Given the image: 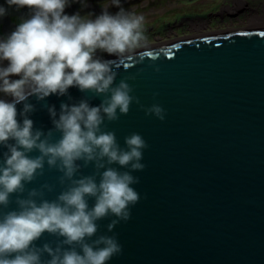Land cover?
I'll list each match as a JSON object with an SVG mask.
<instances>
[{
    "label": "water",
    "instance_id": "95a60500",
    "mask_svg": "<svg viewBox=\"0 0 264 264\" xmlns=\"http://www.w3.org/2000/svg\"><path fill=\"white\" fill-rule=\"evenodd\" d=\"M0 6L7 9L0 17L7 36L17 27L11 17L24 20L31 12L9 7L7 0ZM69 10L66 15H75ZM231 33L167 43L160 51L114 63L116 84L136 77L128 83L140 105L133 103L128 115L107 128L122 147L136 132L149 148L142 161L146 170L133 173L140 178L134 187L141 199L131 220L114 232L107 230L114 217L98 222L97 236L116 234L123 245V255L109 264H264V27ZM69 95L71 100L29 98L36 109L29 117L34 127L53 128L45 105L59 112L62 103L87 98L98 106L102 100L75 87ZM154 103L166 110L164 122L141 109ZM17 108L22 112L23 104ZM93 171L89 167L84 174ZM59 175L46 167L27 187L56 185L46 193L55 199ZM44 243L55 246L56 237L45 234L37 244Z\"/></svg>",
    "mask_w": 264,
    "mask_h": 264
},
{
    "label": "clouds",
    "instance_id": "9594fccd",
    "mask_svg": "<svg viewBox=\"0 0 264 264\" xmlns=\"http://www.w3.org/2000/svg\"><path fill=\"white\" fill-rule=\"evenodd\" d=\"M7 4L31 12L0 39V94L11 98H0V149H5L0 152V264H109L123 255V245L116 234L97 236L98 222L114 217L107 225L108 232H114L121 222L131 220V209L141 199L134 187L140 178L133 173L146 170L142 161L149 145L133 132L122 147L116 133L108 130L107 123L128 115L140 99L128 83L136 77L116 84L114 62L97 52L123 61L145 46L144 17L126 11L120 0H111L120 8L118 13L110 14L105 7L94 19L66 15L70 0ZM6 15L7 9L0 6V17ZM72 87L102 97L101 103L93 106L85 98L62 103L59 112L45 105L53 128H35L29 117L36 109L29 98L43 102L57 95L71 100ZM141 109L161 122L166 119L158 103ZM46 167L60 173L61 191L51 200L46 193L54 192L56 185L27 187L45 175ZM89 167L94 171L85 175ZM13 203L16 207L5 211ZM45 234L56 237L55 246H38Z\"/></svg>",
    "mask_w": 264,
    "mask_h": 264
},
{
    "label": "flooded vegetation",
    "instance_id": "af4514ba",
    "mask_svg": "<svg viewBox=\"0 0 264 264\" xmlns=\"http://www.w3.org/2000/svg\"><path fill=\"white\" fill-rule=\"evenodd\" d=\"M120 2L126 11L144 17V30L147 36V44L136 49L133 54L124 57L123 60L160 51L163 47H167L163 46L167 43L203 35L225 34L222 32L226 29L225 26L242 25V21L245 22L246 20L249 24L253 18L264 16V0H223L217 6L218 10H211V12L203 13L201 16H197L192 8L184 14L178 12L180 9L174 11L176 7L174 5L177 4L178 0H120ZM76 3H79V6L74 8ZM68 7H70V13H78L82 18L90 17L92 19L102 14L105 7L113 15L120 11V8L111 5V0H70ZM193 7L196 10L198 5H193ZM11 20L15 25H18L22 18L19 15H14ZM262 22L264 20L260 23ZM3 29L4 26L0 23V39L7 36ZM244 29L247 28L244 27ZM245 31L247 30L240 32ZM97 56L114 63L121 61L117 56L108 55L105 52L98 51ZM6 64L7 62H4V66ZM17 78L19 77H13V79ZM0 98L11 99L3 96V94H0Z\"/></svg>",
    "mask_w": 264,
    "mask_h": 264
},
{
    "label": "rangeland",
    "instance_id": "374dc122",
    "mask_svg": "<svg viewBox=\"0 0 264 264\" xmlns=\"http://www.w3.org/2000/svg\"><path fill=\"white\" fill-rule=\"evenodd\" d=\"M222 1L223 0H178L177 4L174 5V6H176L174 8V11L177 9H180V11H178V12L184 14L190 8H192L195 11V14H197V16H201V15H203V13L211 12V10H214V9L218 10L217 6H219ZM193 5H195V6L198 5V7H196V10L193 7ZM159 18H160V16H159ZM217 25H220V24L217 23ZM248 25L249 24H248L247 20L245 22L242 21V27L244 26L245 28H247ZM219 27H221V26H219ZM225 27H227V26H225Z\"/></svg>",
    "mask_w": 264,
    "mask_h": 264
},
{
    "label": "bare ground",
    "instance_id": "6f19581e",
    "mask_svg": "<svg viewBox=\"0 0 264 264\" xmlns=\"http://www.w3.org/2000/svg\"><path fill=\"white\" fill-rule=\"evenodd\" d=\"M261 18V19H258ZM264 16H257V18H253L252 20H250L249 25L247 27V29H244V26L242 27V25H233L230 27H226L227 29L223 30L222 32L224 33H231V32H236V31H241V30H252V29H256V28H261L262 26H264V22L260 23L261 21H263ZM241 28V29H240Z\"/></svg>",
    "mask_w": 264,
    "mask_h": 264
}]
</instances>
